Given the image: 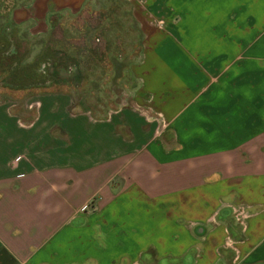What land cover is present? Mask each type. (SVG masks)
I'll list each match as a JSON object with an SVG mask.
<instances>
[{
	"label": "crops",
	"instance_id": "0c3cea01",
	"mask_svg": "<svg viewBox=\"0 0 264 264\" xmlns=\"http://www.w3.org/2000/svg\"><path fill=\"white\" fill-rule=\"evenodd\" d=\"M87 1L12 0L6 19L29 58ZM130 1L134 108L47 92L54 133L0 103V264H264V0Z\"/></svg>",
	"mask_w": 264,
	"mask_h": 264
},
{
	"label": "rangeland",
	"instance_id": "374dc122",
	"mask_svg": "<svg viewBox=\"0 0 264 264\" xmlns=\"http://www.w3.org/2000/svg\"><path fill=\"white\" fill-rule=\"evenodd\" d=\"M11 1L0 0V103L17 114L21 125L50 124L54 133L59 132L55 116L36 122L40 98L47 92L59 96L51 110L91 109L95 116L105 117L114 109L135 107L137 80L130 66L141 53V32L130 0H88L78 13L57 16L29 58L28 41L7 23ZM24 60L51 61V75L27 69ZM65 64L75 68L68 70ZM32 81L40 85L25 86Z\"/></svg>",
	"mask_w": 264,
	"mask_h": 264
},
{
	"label": "trees",
	"instance_id": "16d2710c",
	"mask_svg": "<svg viewBox=\"0 0 264 264\" xmlns=\"http://www.w3.org/2000/svg\"><path fill=\"white\" fill-rule=\"evenodd\" d=\"M15 61H17V60H15ZM51 63H52L51 61L50 62L49 61H38V62H36V67L33 69L42 70L43 72H48V73L50 72L49 74L51 75V73H52ZM53 63H55V62H53ZM60 65H62V64L60 61H58L57 62V68H59ZM65 66H66L65 68H67L68 70L72 69V71L75 68L73 64H72L73 67L71 66V64H69V65L65 64ZM11 69H13L12 66H11ZM48 73H47V75H48ZM53 80H54V78H53ZM34 85H40V84H37V82H35V81H32V82L25 84V86H27V87L28 86H34Z\"/></svg>",
	"mask_w": 264,
	"mask_h": 264
}]
</instances>
